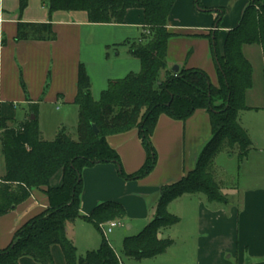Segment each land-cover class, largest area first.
<instances>
[{
  "label": "crops",
  "instance_id": "crops-1",
  "mask_svg": "<svg viewBox=\"0 0 264 264\" xmlns=\"http://www.w3.org/2000/svg\"><path fill=\"white\" fill-rule=\"evenodd\" d=\"M249 2L201 0L199 6L196 0H177L168 23L173 34L167 50L169 67L172 70L175 65L179 70L182 67L203 69L212 83L218 85V71L207 35L217 33L223 52L228 32L240 23ZM21 25L27 37L18 39ZM44 25H51L55 38H45ZM148 32L142 9L129 10L124 24L91 23L83 10L51 13L49 0H29L24 10L20 9V0H0V119L6 118L11 126H18L28 119H35L32 115L36 117L34 108L37 105L44 139L43 125L49 116L60 118V115L78 114L79 117L75 98L80 63L85 65L91 77L92 91L96 81L104 89L110 80L141 71L142 65L126 47H121L125 51L117 52L114 59L104 56L102 49ZM244 52L247 56L252 52L257 55L249 57L254 68V85L247 93L248 99L257 87V61L264 80V56L258 44L244 46ZM64 126L62 123L57 127L60 130ZM211 137V118L206 109L196 110L186 121L162 115L153 136L158 152L154 171L141 179H126L112 162L85 168L81 214L89 215L100 203L117 201L126 208L127 216L115 228L127 232L137 226L140 232L156 215L162 186L179 181L194 170L202 147ZM109 142L119 152L126 173L136 172L145 163L146 151L138 130L112 135ZM62 181L63 172L59 171L51 185L60 186ZM250 181L246 180L244 185L234 183L228 191L224 188L222 192L227 198L224 202L210 201L204 193L184 194L170 202L169 211L180 217V221L162 230L159 236L171 238L174 243L165 253L145 260L173 256L175 246L180 242L187 243L186 236L176 231L188 218L196 225L198 264H264V184ZM46 189H33L27 201L0 216V248L9 246L17 229L48 207ZM77 226L84 229L85 252L99 248L103 241L101 227L98 229L80 217L67 224V235L78 254ZM124 235V238L129 236ZM112 247L122 254V247ZM52 254L55 264H67L61 245H53ZM142 261L127 260L129 264H153ZM19 263L40 264L30 256L21 257Z\"/></svg>",
  "mask_w": 264,
  "mask_h": 264
},
{
  "label": "trees",
  "instance_id": "trees-1",
  "mask_svg": "<svg viewBox=\"0 0 264 264\" xmlns=\"http://www.w3.org/2000/svg\"><path fill=\"white\" fill-rule=\"evenodd\" d=\"M177 0H49V9L83 10L91 23L124 24L131 9H142L148 33L128 38L121 44L141 61V71L109 81L99 100L92 93L91 77L83 63L78 72L79 106L77 131L79 140L71 138L62 127L54 140L42 138L37 117L18 126L0 119V151L5 173L0 177V216L27 201L33 189L47 187L48 207L27 220L14 234L6 248H0V264H20L30 256L40 264H55L52 247H62L67 264H128L165 253L174 243L161 238L160 232L180 221L172 214L170 202L184 194L204 193L208 200L224 202L226 196L213 175L214 159L227 144L229 152L238 145V155L245 159L252 145L238 119L242 109L249 108L247 93L253 87V66L244 54V46L258 44L264 56V0H250L240 23L228 32L224 51L220 50L217 33H209L219 84L200 68L182 67L174 72L168 64L167 50L173 34L168 29L169 16ZM201 6V0H196ZM29 0H20L24 10ZM219 14L217 23H220ZM45 38H55L51 25H44ZM22 25L18 39L26 38ZM210 114L212 137L202 147L197 165L179 181L163 185L156 215L138 234L124 238L119 255L103 235L99 248L79 255L67 235V224L83 217L100 229V225L127 216L126 208L117 201L97 205L89 215L81 214L83 170L100 163H115L121 176L141 179L151 174L158 163L153 136L159 119L166 115L186 121L196 110ZM94 125L99 133H96ZM138 130L146 151L143 166L132 174L124 171L119 152L110 144L112 135ZM63 172L60 186L51 180Z\"/></svg>",
  "mask_w": 264,
  "mask_h": 264
},
{
  "label": "rangeland",
  "instance_id": "rangeland-1",
  "mask_svg": "<svg viewBox=\"0 0 264 264\" xmlns=\"http://www.w3.org/2000/svg\"><path fill=\"white\" fill-rule=\"evenodd\" d=\"M96 44L97 50L99 49L98 41L94 43ZM257 45V44H252ZM126 47L123 46L121 43H111L104 47L103 54L104 56H109V59H114L117 52L125 51ZM101 49V47H100ZM127 49V48H126ZM245 54V52H244ZM247 59L251 62V58H255L256 56L253 55V52L249 56L245 55ZM252 64V62H251ZM253 66V64H252ZM257 66V77H256V88L254 92L249 96L247 99L248 106L251 107L247 109H242L238 113V119L242 127L246 130L249 139L252 142L251 148L247 157L243 160L239 158L238 145L232 148L233 152H229V148L227 144L225 148L220 151L215 159H214V167H213V175L215 180L219 183L222 187V191L224 188L228 191L234 183H240L242 185L245 184L246 180H251L249 183H262L264 184V80H263V72L262 68H259V61L256 62ZM140 72V71H139ZM126 76V75H125ZM124 77V76H123ZM121 77V78H123ZM97 80V79H95ZM253 81H254V68H253ZM99 81H96V87H94L93 97L95 100H99L101 97V93L104 89H107L109 83L106 85L104 89L99 87ZM254 85V84H253ZM96 88V89H95ZM96 93V94H95ZM78 114L72 115L69 114L65 117L60 115V118H53L49 116L43 125L44 131V139L51 141L54 140L57 136V129L58 125L65 124V127L68 128L69 134L72 139L79 140V134L77 131L78 126ZM13 124V122H12ZM59 130V129H58ZM5 173V163L4 158L1 156L0 151V177ZM260 177V178H259ZM225 191V192H226ZM223 193V192H222ZM215 205H220L217 202H214ZM114 220H119L118 218ZM120 221V220H119ZM87 225V224H84ZM107 226V223H104ZM75 233L78 238L79 242V254L84 255L86 252L85 242L83 240V233L84 229L80 226L75 228ZM139 229L137 226L130 230L125 231L123 228H115L112 233L108 236L109 243L117 248L120 249L122 247L124 233L130 235L138 234ZM177 233L183 234L186 236L188 242H180L179 245L173 248V256H159L152 260H143L142 262H147L153 264H198L197 263V233H196V225L191 223L188 218L183 221L177 228ZM179 255H175V254ZM119 255H121L119 253ZM182 255V256H181ZM126 263H128L126 261ZM129 264V263H128ZM206 264V263H204Z\"/></svg>",
  "mask_w": 264,
  "mask_h": 264
},
{
  "label": "built area",
  "instance_id": "built-area-1",
  "mask_svg": "<svg viewBox=\"0 0 264 264\" xmlns=\"http://www.w3.org/2000/svg\"><path fill=\"white\" fill-rule=\"evenodd\" d=\"M122 223L119 220H111L109 222H107V226H105L104 224H101L100 227L102 229L103 235L106 239H108L109 234L112 232V230L117 227L120 226Z\"/></svg>",
  "mask_w": 264,
  "mask_h": 264
},
{
  "label": "water",
  "instance_id": "water-1",
  "mask_svg": "<svg viewBox=\"0 0 264 264\" xmlns=\"http://www.w3.org/2000/svg\"><path fill=\"white\" fill-rule=\"evenodd\" d=\"M173 71H174V72H178V71H179V66H178V65H175V66L173 67ZM32 118H35L34 115H32ZM94 129H95L96 133H99V130H98V128H97L96 125H94Z\"/></svg>",
  "mask_w": 264,
  "mask_h": 264
}]
</instances>
